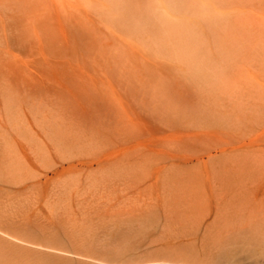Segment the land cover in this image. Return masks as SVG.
<instances>
[{
	"label": "rangeland",
	"instance_id": "374dc122",
	"mask_svg": "<svg viewBox=\"0 0 264 264\" xmlns=\"http://www.w3.org/2000/svg\"><path fill=\"white\" fill-rule=\"evenodd\" d=\"M29 6L0 7V264H264V0Z\"/></svg>",
	"mask_w": 264,
	"mask_h": 264
},
{
	"label": "bare ground",
	"instance_id": "6f19581e",
	"mask_svg": "<svg viewBox=\"0 0 264 264\" xmlns=\"http://www.w3.org/2000/svg\"><path fill=\"white\" fill-rule=\"evenodd\" d=\"M11 3H10V2ZM37 1L38 0H16V1H14V3L11 1V0H0V7H1V10H4V14H3V20H2V27H3V30L4 31H6L7 30V27H9V29H12L11 28V24L12 23H15V22H17V20H18V22L20 21H22L21 19H11V18H14V16H11V14L12 15H15L16 17H17V14H25V11H26V9L27 8H29L30 6V4H31V7L34 5V4H36L37 3ZM32 2V3H31ZM23 10H25V11H23ZM15 12V13H14ZM21 18V17H20ZM17 22V24L19 25V23ZM23 23V22H22ZM21 23V24H22ZM14 26H15V24H14ZM22 26V25H21ZM15 30H17L16 28H15ZM14 30V31H15ZM13 31V32H14ZM21 31V30H20ZM16 33H17V31H16ZM22 33V32H21ZM60 127H58L57 129H55L54 131H53V133H54V136H52L51 138H50V140L48 139L47 140V138L45 139V137L43 136V138L45 139V141L47 142V141H49V142H54L55 144L58 142V143H61L62 145H64V146H66L67 148L69 147V149L68 150H73L72 151V153H74V154H71V150H70V155H69V151L65 148V149H63V150H67L68 152H66L67 153V155H68V157L66 156V157H64L63 159H62V161L64 162V163H68V164H71V165H75V163L76 162H78L79 164H82V165H86V166H88V167H93L94 166V164H97V165H103V166H105V163H106V161L107 160H104V159H95V158H97V155L96 154H102V153H96L95 154V156L96 157H94L93 156V159H91L90 157H92V155L89 157L88 155H86V154H91V151L89 152V153H86V152H88L89 150H88V144H92L93 143V145H95V143H96V139L98 138V136H97V133H94L93 131H91V130H89V129H86V128H80L79 130H77L76 132H73V130H72V132L71 131H67V130H65V128L63 129V128H61V129H59ZM40 137V136H39ZM41 138V137H40ZM40 138L38 139V140H40ZM44 139H41V141L42 140H44ZM37 140V141H38ZM83 141H85L84 143H86V141H88V143H86V145L83 143ZM44 142V141H43ZM90 142H92V143H90ZM36 143V142H35ZM34 143V144H35ZM81 143H82V145L84 144V147H86V149H87V151H83V150H80V153L81 152H84L83 153V155H82V153L80 154L77 150H79L78 148H79V146L81 145ZM38 144V143H37ZM40 144V143H39ZM44 144H45V142H44ZM42 145V144H41ZM60 145V144H59ZM81 145V146H82ZM88 145V146H87ZM35 146V145H34ZM46 146H49L50 147V145H46ZM57 146V148H58V144L56 145ZM90 146H92V145H90ZM33 147V146H32ZM44 147V146H43ZM49 147H47V148H45L47 151L46 152H49L50 150H48L49 149ZM59 147H61V145L59 146ZM76 147H77V149H76ZM83 147V146H82ZM82 147L80 148V149H82ZM93 147V146H92ZM39 148V147H38ZM35 149V148H34ZM33 148H32V151H34V152H36V157H38L39 158V156L38 155H40V157L41 158H39V159H41V160H45L46 158H42V154H45L46 152H45V149H44V152L45 153H43V149L42 148H39L38 150H34ZM41 149V150H40ZM50 149H51V147H50ZM53 149H55L56 150V148H53ZM85 149V150H86ZM37 151H40V152H42V154L39 152V154L37 153ZM75 151H77V152H75ZM54 152H56V151H53L52 153H54ZM75 153H77V154H79V156L77 155V154H75ZM51 154V153H50ZM50 154H48L47 153V155H50ZM93 154V153H92ZM35 155V154H34ZM46 155V154H45ZM45 155H43L44 157H46ZM52 156H53V154H51ZM80 155H81V158H80ZM86 156V157H85ZM51 157V156H50ZM82 157H85V159L84 158H82ZM101 157V156H100ZM48 156H47V160H48ZM91 159V161L90 160H88V159ZM33 159V158H32ZM51 159H52V157H51ZM33 160H35V159H33ZM92 160H95V161H92ZM38 161V160H37ZM59 161V160H58ZM57 161V162H58ZM62 161H60L61 162V164L62 165H64L63 164V162ZM40 162V161H39ZM60 162H58V163H60ZM60 164V165H61ZM259 200V199H258ZM264 205V204H263ZM261 214V213H260ZM262 214L264 215V213L262 212ZM261 216V215H260ZM262 218V217H261ZM262 221H263V224H264V219H262ZM262 228V227H261ZM262 231V230H261ZM260 233V232H259ZM263 233V232H262ZM261 235V234H260ZM263 235H264V233H263ZM258 237V236H257ZM257 239H259V240H261V238H260V236L257 238ZM259 240H257L258 242H259ZM262 244V242H259L258 243V245H261ZM262 246H264V245H262Z\"/></svg>",
	"mask_w": 264,
	"mask_h": 264
}]
</instances>
